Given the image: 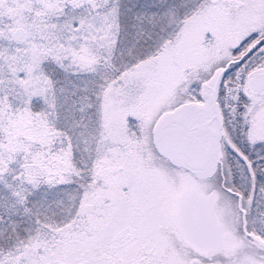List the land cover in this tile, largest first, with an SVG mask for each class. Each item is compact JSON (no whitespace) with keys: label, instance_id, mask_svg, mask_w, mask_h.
<instances>
[{"label":"snow or ice","instance_id":"obj_1","mask_svg":"<svg viewBox=\"0 0 264 264\" xmlns=\"http://www.w3.org/2000/svg\"><path fill=\"white\" fill-rule=\"evenodd\" d=\"M0 264H264V0H0Z\"/></svg>","mask_w":264,"mask_h":264}]
</instances>
